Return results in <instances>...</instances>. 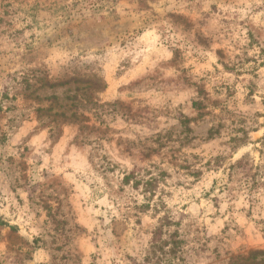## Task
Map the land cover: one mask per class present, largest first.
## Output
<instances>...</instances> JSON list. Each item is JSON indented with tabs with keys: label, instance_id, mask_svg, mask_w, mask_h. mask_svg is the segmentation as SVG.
Wrapping results in <instances>:
<instances>
[{
	"label": "rangeland",
	"instance_id": "1",
	"mask_svg": "<svg viewBox=\"0 0 264 264\" xmlns=\"http://www.w3.org/2000/svg\"><path fill=\"white\" fill-rule=\"evenodd\" d=\"M162 216L264 264V0H0V264H144Z\"/></svg>",
	"mask_w": 264,
	"mask_h": 264
},
{
	"label": "trees",
	"instance_id": "2",
	"mask_svg": "<svg viewBox=\"0 0 264 264\" xmlns=\"http://www.w3.org/2000/svg\"><path fill=\"white\" fill-rule=\"evenodd\" d=\"M129 178L130 176H124V182L127 183ZM144 183L145 186L150 185V181ZM158 221L159 226L153 232L148 253L143 259L144 264H171V260L180 247L181 241L178 239L176 231L169 233L167 238H161V228L171 225V220L167 216H162Z\"/></svg>",
	"mask_w": 264,
	"mask_h": 264
}]
</instances>
